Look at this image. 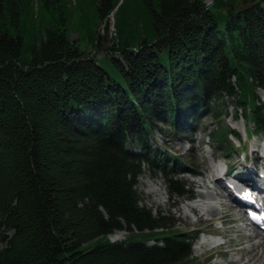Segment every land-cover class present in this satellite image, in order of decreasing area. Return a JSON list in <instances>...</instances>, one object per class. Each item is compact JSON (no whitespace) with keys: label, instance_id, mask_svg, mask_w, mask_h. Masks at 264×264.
I'll return each instance as SVG.
<instances>
[{"label":"trees","instance_id":"16d2710c","mask_svg":"<svg viewBox=\"0 0 264 264\" xmlns=\"http://www.w3.org/2000/svg\"><path fill=\"white\" fill-rule=\"evenodd\" d=\"M127 1L69 5L81 27L113 17L112 55L98 59L54 14L61 0H0V264H187L188 235L139 205L143 158L128 139L142 143L155 121L183 128L203 108L223 145L225 96L264 128V0H137L147 17L124 11ZM27 30L35 41L23 56Z\"/></svg>","mask_w":264,"mask_h":264},{"label":"rangeland","instance_id":"374dc122","mask_svg":"<svg viewBox=\"0 0 264 264\" xmlns=\"http://www.w3.org/2000/svg\"><path fill=\"white\" fill-rule=\"evenodd\" d=\"M74 1L61 0L60 8L54 9L55 15H58L62 10V13L64 12L67 17L65 28L70 39L77 40L79 48L85 55H93L99 59L107 52L111 56L112 54L107 47L110 45L111 36L114 35L113 17L111 16L106 23L100 21L98 27H95L96 20H85L84 27H81L75 15L71 18L73 9L69 5L73 4ZM85 1L89 10L95 6L93 0ZM250 1L254 0H241L243 5L248 4ZM204 2L210 4L212 0H204ZM134 10H139L144 14V17L152 15L151 11L137 0L127 1L124 11L131 12ZM140 19V25L143 29L147 22L143 18ZM47 20L49 23H55L52 18ZM33 29L37 33L39 31L38 24H35ZM86 30L89 31V34ZM98 33L101 35V42L98 47H95L91 39L95 38ZM34 41L33 35L27 30L24 33L23 56L30 55V46ZM36 43H39V41H36ZM102 60L103 65L107 66L106 63H109L108 58L105 61ZM257 94L260 100L264 101V90L257 88ZM217 112L222 124L226 125L232 133L230 141L233 145L227 142V149L221 145L212 144L210 133L213 129H216L218 119L206 109L200 111L199 117L190 123L191 127L173 130L170 124L155 121L150 131L146 132L142 143L139 138L133 136L128 139L127 148L135 152H141L143 158L148 157V152L151 149L158 151V156H162L163 153L169 155L166 158L167 163L161 160L158 163L153 162V164H150L153 155L149 156V160H142L141 172L137 176L134 185L140 198L139 205L148 210L152 216L166 217L162 222L172 229L180 231L196 229L198 230L197 235L201 230L217 233L214 239L210 237L213 240L212 244L224 243L220 246L216 245L215 247L219 246L217 250L216 248L204 250V248H211L213 245L208 246L200 243V246H193L191 248L194 257L193 264H264V255H260L264 254V247L261 248L257 245L264 239V235L258 233L255 239L249 237L253 236V229L244 227L237 221L241 219V222H243L244 214L234 207L235 204L228 195L225 199L220 193H217V191H220V187L215 176L210 173L223 172L224 164L229 171V177H232L237 170L239 172L243 170L244 172H240L242 174L249 172L243 169L244 166L240 163L238 152L248 150V159H250L254 154V152H251L252 148L257 146V149L260 150L259 154H264V131L252 137H246L245 128L250 127L252 129L253 123L246 121L238 113V116L235 115L233 97H224L222 104L220 102L217 107ZM174 154L181 162L171 163L170 156ZM262 163L260 162V164ZM173 182H176L175 186L172 184ZM173 189H179L182 192L178 193ZM197 193H202V196H197ZM189 197L204 199L198 201L197 204L196 201L190 203L189 205L196 204L193 209L186 203ZM225 210L232 213L230 220L226 217H220ZM234 216L237 217L236 220L232 219ZM126 233L127 229L123 227L116 232L114 231L110 237L113 240H120L125 237ZM227 236L230 239L233 238L232 243L228 242ZM152 243L153 241H149L147 244ZM1 246H4V243L0 241Z\"/></svg>","mask_w":264,"mask_h":264},{"label":"bare ground","instance_id":"6f19581e","mask_svg":"<svg viewBox=\"0 0 264 264\" xmlns=\"http://www.w3.org/2000/svg\"><path fill=\"white\" fill-rule=\"evenodd\" d=\"M201 192V191H200ZM203 192V191H202ZM204 193V192H203ZM220 195L222 196V197H227V195H228V193L224 190V191H221L220 192ZM197 196H202V193H197ZM204 196V195H203ZM226 199V198H225ZM196 203V202H195ZM194 205L195 204H191V205H189L190 207H192L193 209H194ZM211 212V211H210ZM213 212V211H212ZM222 212V211H221ZM219 213V212H218ZM210 214H212V213H210ZM213 215V214H212ZM230 215H232V213L231 212H229V210L227 211V210H225V211H223V213L221 214V218H224V217H226V219L227 218H229V220L231 219V217H230ZM233 220H236L237 219V217L236 216H234L233 218H232ZM226 221V220H225ZM254 231V234H253V236H249V237H256L257 236V234L258 233H256V230H253ZM248 236V235H247ZM242 237V236H241ZM212 238V237H211ZM211 238L210 237H207V236H201V244L203 245H208V246H212L213 244V240H211ZM243 238V237H242ZM247 239V238H246ZM259 247L261 246V248H263L264 247V239L263 240H261L258 244H257ZM257 246V247H258ZM240 247V246H239ZM243 247V246H242ZM238 250H239V248H237ZM251 255V254H250ZM260 255H264V254H260ZM254 256V255H253ZM251 257V256H250ZM232 262V261H231ZM247 262V261H246ZM233 263H235V262H233Z\"/></svg>","mask_w":264,"mask_h":264}]
</instances>
